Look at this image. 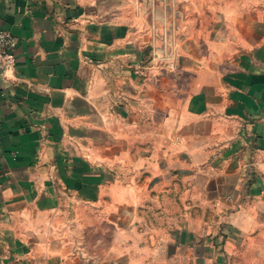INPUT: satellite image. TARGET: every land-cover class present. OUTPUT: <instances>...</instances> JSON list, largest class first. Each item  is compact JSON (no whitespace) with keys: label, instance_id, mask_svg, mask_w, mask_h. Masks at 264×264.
Returning a JSON list of instances; mask_svg holds the SVG:
<instances>
[{"label":"crops","instance_id":"crops-1","mask_svg":"<svg viewBox=\"0 0 264 264\" xmlns=\"http://www.w3.org/2000/svg\"><path fill=\"white\" fill-rule=\"evenodd\" d=\"M0 264H264V0H0Z\"/></svg>","mask_w":264,"mask_h":264},{"label":"built area","instance_id":"built-area-1","mask_svg":"<svg viewBox=\"0 0 264 264\" xmlns=\"http://www.w3.org/2000/svg\"><path fill=\"white\" fill-rule=\"evenodd\" d=\"M16 44L15 37L9 31L0 29V64L7 69L14 67Z\"/></svg>","mask_w":264,"mask_h":264}]
</instances>
